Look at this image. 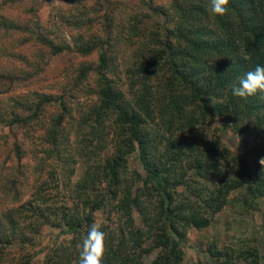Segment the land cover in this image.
Here are the masks:
<instances>
[{
    "label": "trees",
    "instance_id": "trees-1",
    "mask_svg": "<svg viewBox=\"0 0 264 264\" xmlns=\"http://www.w3.org/2000/svg\"><path fill=\"white\" fill-rule=\"evenodd\" d=\"M40 4L0 0V46L7 42L12 49L0 51V57L14 52L11 56L28 68L15 71L0 63V91L44 80V55L93 57L66 67L57 77V93L27 91L8 97L14 108L27 112L24 117L3 106L0 110L7 127L20 126L27 136L43 127L45 144L25 167L13 140L8 150L13 169L0 174L6 197L18 203L30 182L41 195L46 175L65 168L66 198L73 209H62L59 221L77 248L54 247L44 264H78L92 214L100 207L118 222L114 231L108 224L101 226L102 264H143L141 254L124 253L126 244L145 246L142 255L156 249L150 264H185L181 245L189 230L206 229L225 206L242 213L256 210L258 198H264V167L253 161L252 173L245 159L222 145L218 133L253 129L264 139L261 94L240 99L231 91L248 71L264 66V0H229L227 14L215 18L208 11L209 0H95L91 6L74 2L49 25L37 15ZM14 8H23L28 18L6 15ZM66 32L72 34V47ZM122 74L127 76L126 89ZM64 89L90 91L84 111L75 109ZM73 153L84 170L69 186ZM135 154L143 175L130 167L129 157ZM231 192L236 193L234 199ZM17 209L27 218L35 216L31 203ZM46 222L41 218V224ZM240 223L232 218L226 230L233 227L237 232ZM218 244L206 245L213 264H260L255 239Z\"/></svg>",
    "mask_w": 264,
    "mask_h": 264
},
{
    "label": "rangeland",
    "instance_id": "rangeland-1",
    "mask_svg": "<svg viewBox=\"0 0 264 264\" xmlns=\"http://www.w3.org/2000/svg\"><path fill=\"white\" fill-rule=\"evenodd\" d=\"M40 1L41 4L37 15L42 20V23L49 25L48 23L52 20L54 21L57 14L61 12L65 14L68 13L72 9L74 2L91 6L95 0ZM108 1L112 2L114 0ZM6 11V15L14 18L26 19L29 16L23 8H14ZM64 31L63 29L62 32L64 33ZM92 31L96 34L94 28ZM66 33V42H70V47H72V34ZM5 44L6 46L4 48L0 46V51L4 53L5 51H11L12 49H10L8 43L6 42ZM22 51L30 61H33V57L26 49ZM13 53L10 54V56L4 55L0 57V63L8 68H15V71L27 70L28 68L21 65L16 57L11 56ZM92 59L93 57L87 58L79 55L71 58L64 53L55 56H50L48 54L44 55L40 62L45 70V79L40 80L39 83L35 85H31L29 88L22 87L20 89L15 88L11 91H0V102H2L0 103V110L3 106V109H7L8 113L18 114L20 117H24L27 112L24 113L22 110L14 108L11 101L8 100V97L22 95L27 93V91L57 93L60 89L57 77L66 67H75L79 63L92 61ZM126 79L127 76L122 74L121 83L123 84V88H125ZM63 92L67 94L68 97L72 95L73 98H70V100L76 103L75 109L84 111L86 103L89 101V90L87 92L78 91L72 93L69 89H64ZM51 110L52 108L50 111ZM78 111L76 112L80 114ZM77 113H74V116L78 117ZM44 117L45 120H48L46 112H44ZM2 118H5V116L0 113V164L4 167L2 171H0V174L4 175L5 172H9L13 169L14 160L11 158L8 150L12 146L14 139L21 148V164L25 167L32 164L33 159L40 155L39 153L41 149L45 147V144L41 139L44 133L43 127H37L36 132L27 136L20 126L13 125L11 128L7 127L6 121L4 123V119ZM42 125L44 124L42 123ZM218 135L222 145L234 154L240 156V158L245 159L247 167L252 173L254 171L253 161L260 167H264V163H260V161L264 159V139L257 131L252 129L241 134H235L229 129H223ZM69 137L72 139L71 136ZM69 146L71 150H74L73 145L69 144ZM73 155L75 158L74 172L69 179V186L84 170L81 158H77L75 153H73ZM136 158V154L129 157L130 167L132 170H136L143 175V171ZM63 167V165L62 168L59 167L52 177L46 175V183L40 190L42 191L41 195H37L36 191H34V186L29 181L30 183L25 187L21 200L15 204L10 198L5 196L0 187V264H23L25 262H28V264H44L49 250L54 247L72 246L73 248H77V245L71 244L73 240H71V236L67 234L65 224H61L62 222L59 221L62 209L66 211L73 209L72 200L66 198L67 193L65 189H67V179L65 177L66 173L62 174V171L65 169ZM6 180V178L1 180V183L3 184ZM233 192L229 194L231 199H234V196H236V193ZM237 194H239V192H237ZM27 202L31 203L34 207V217L30 216V218H27L20 214L22 209H17H20V206L25 205ZM107 215L106 208L100 207L96 209L92 214L93 223H98L100 226L108 224V230L114 231L118 222L112 220V217L108 218ZM27 216L29 217V214H27ZM41 218L47 221L46 224H41ZM232 218L241 221L240 224L235 225V229L239 230L237 232H235L233 227L229 228V231L226 230V226H229L227 224L228 222H232ZM137 219L138 216L135 213L134 220L138 224L139 222L136 221ZM9 221H12L14 231L11 230ZM231 224L234 225V223ZM237 238L255 239V246L260 256V264H264V198H258V207L256 210L249 211V213H242L238 208L230 207V205L225 206L216 217L210 221L206 229L199 231L195 229L189 230L186 234V239L181 245L184 252V263L192 264L197 261L201 264H213L211 258L205 251L207 243L215 241L219 244L232 246L233 243L235 244ZM115 243L116 239L114 238L113 244ZM124 248V253L126 255H134V257H136L141 254L143 257V264H150L157 253L156 249H151L147 254L142 255V253L146 251V247L143 245L134 247L133 245L126 244Z\"/></svg>",
    "mask_w": 264,
    "mask_h": 264
},
{
    "label": "clouds",
    "instance_id": "clouds-1",
    "mask_svg": "<svg viewBox=\"0 0 264 264\" xmlns=\"http://www.w3.org/2000/svg\"><path fill=\"white\" fill-rule=\"evenodd\" d=\"M229 0H209L208 11L212 17H223L229 11ZM232 95L240 99H247L260 93L264 100V66L257 65L248 71L238 84L232 86ZM264 163V159L260 161ZM105 233L98 223H93L84 236L80 248L78 264H102L104 256Z\"/></svg>",
    "mask_w": 264,
    "mask_h": 264
}]
</instances>
